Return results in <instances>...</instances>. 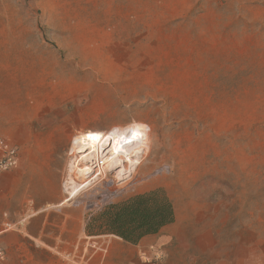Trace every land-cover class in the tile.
<instances>
[{
	"label": "rangeland",
	"instance_id": "rangeland-1",
	"mask_svg": "<svg viewBox=\"0 0 264 264\" xmlns=\"http://www.w3.org/2000/svg\"><path fill=\"white\" fill-rule=\"evenodd\" d=\"M133 124L147 128L134 169L108 168V149L99 166L75 156L81 133ZM0 137L49 152L43 208L86 227L162 189L186 242L156 262L235 264L249 228L264 233V0H0ZM75 158L100 176L61 204Z\"/></svg>",
	"mask_w": 264,
	"mask_h": 264
},
{
	"label": "crops",
	"instance_id": "crops-1",
	"mask_svg": "<svg viewBox=\"0 0 264 264\" xmlns=\"http://www.w3.org/2000/svg\"><path fill=\"white\" fill-rule=\"evenodd\" d=\"M7 141L18 147L20 154L18 167L0 175L3 264H160L156 262L157 256L168 255L186 242L177 211L175 223L156 235L146 236L138 245L112 235L88 236L83 212L49 210L37 200V192L45 191L43 175L51 167L46 159L47 153L50 155L46 148L40 151L43 153L40 160V155L35 156V145L15 138ZM66 199L61 204L67 203ZM53 212L60 213L61 219L53 220ZM249 229L251 254L236 256L234 263L264 264L260 259V256L264 258V251L262 255L254 251L264 246V233L253 226Z\"/></svg>",
	"mask_w": 264,
	"mask_h": 264
},
{
	"label": "trees",
	"instance_id": "trees-1",
	"mask_svg": "<svg viewBox=\"0 0 264 264\" xmlns=\"http://www.w3.org/2000/svg\"><path fill=\"white\" fill-rule=\"evenodd\" d=\"M176 221L173 202L164 190L156 189L106 206L87 216L88 236H116L138 245L146 236L156 235Z\"/></svg>",
	"mask_w": 264,
	"mask_h": 264
},
{
	"label": "bare ground",
	"instance_id": "bare-ground-1",
	"mask_svg": "<svg viewBox=\"0 0 264 264\" xmlns=\"http://www.w3.org/2000/svg\"><path fill=\"white\" fill-rule=\"evenodd\" d=\"M146 137L147 128L139 124L130 125L125 129H114L110 133L89 131L81 133L75 138L73 151L75 156H77V153L90 151V154L83 160L87 162L95 160V164L99 163V166L100 153L103 155L108 149L109 153L106 156H101L103 164L108 163V168H112L116 163L121 162V158H126L132 170L140 164V154L147 148ZM79 163L78 158L72 161L70 174L75 175L76 178L70 177L64 187L67 193L66 201L68 202L77 198L85 188L91 185L94 179L100 176L99 172L95 176H93L94 174L89 175L91 168L84 166L83 169H80L78 167Z\"/></svg>",
	"mask_w": 264,
	"mask_h": 264
},
{
	"label": "built area",
	"instance_id": "built-area-1",
	"mask_svg": "<svg viewBox=\"0 0 264 264\" xmlns=\"http://www.w3.org/2000/svg\"><path fill=\"white\" fill-rule=\"evenodd\" d=\"M19 154L18 147L9 143L7 139L0 137V175L18 167ZM4 256V252L0 250V264H3Z\"/></svg>",
	"mask_w": 264,
	"mask_h": 264
}]
</instances>
